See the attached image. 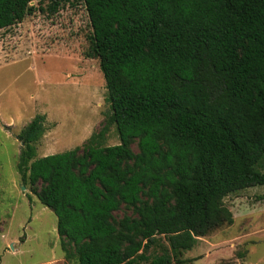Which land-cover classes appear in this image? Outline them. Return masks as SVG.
<instances>
[{
    "label": "trees",
    "instance_id": "obj_1",
    "mask_svg": "<svg viewBox=\"0 0 264 264\" xmlns=\"http://www.w3.org/2000/svg\"><path fill=\"white\" fill-rule=\"evenodd\" d=\"M0 0V29L82 3L110 114L87 140L36 156L47 127L17 133V171L56 216L77 264H170L233 215L223 199L264 185V0ZM110 125L119 143L107 145ZM137 141L138 151L130 145ZM124 205L134 215L116 219ZM67 253V256H71Z\"/></svg>",
    "mask_w": 264,
    "mask_h": 264
},
{
    "label": "rangeland",
    "instance_id": "obj_2",
    "mask_svg": "<svg viewBox=\"0 0 264 264\" xmlns=\"http://www.w3.org/2000/svg\"><path fill=\"white\" fill-rule=\"evenodd\" d=\"M34 0L32 4H36ZM0 29V264H77L74 248L56 231V216L17 171L21 142L17 133L35 115H45L36 156L82 145L109 114L98 60L86 57L91 27L82 3L66 2ZM107 145L119 143L114 125ZM138 151L137 141L130 145ZM224 204L232 224L195 237L189 249H172L159 236L149 252L165 248L170 264H264V185L228 194ZM134 215L122 205L116 219ZM67 253H71L70 257Z\"/></svg>",
    "mask_w": 264,
    "mask_h": 264
},
{
    "label": "water",
    "instance_id": "obj_3",
    "mask_svg": "<svg viewBox=\"0 0 264 264\" xmlns=\"http://www.w3.org/2000/svg\"><path fill=\"white\" fill-rule=\"evenodd\" d=\"M22 144V143H21Z\"/></svg>",
    "mask_w": 264,
    "mask_h": 264
}]
</instances>
